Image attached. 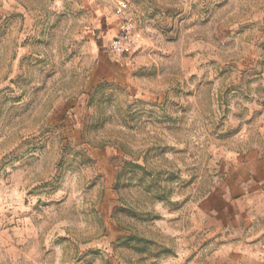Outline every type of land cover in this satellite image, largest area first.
I'll return each mask as SVG.
<instances>
[{
	"label": "rangeland",
	"instance_id": "374dc122",
	"mask_svg": "<svg viewBox=\"0 0 264 264\" xmlns=\"http://www.w3.org/2000/svg\"><path fill=\"white\" fill-rule=\"evenodd\" d=\"M0 264H264V0H0Z\"/></svg>",
	"mask_w": 264,
	"mask_h": 264
},
{
	"label": "built area",
	"instance_id": "2783aa9c",
	"mask_svg": "<svg viewBox=\"0 0 264 264\" xmlns=\"http://www.w3.org/2000/svg\"><path fill=\"white\" fill-rule=\"evenodd\" d=\"M132 31V25L130 23H127L124 27V36L121 38H117V40L113 44L115 50L120 52L130 51L135 41L132 35Z\"/></svg>",
	"mask_w": 264,
	"mask_h": 264
}]
</instances>
